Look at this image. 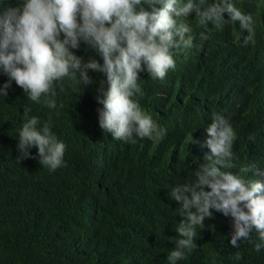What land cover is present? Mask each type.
I'll list each match as a JSON object with an SVG mask.
<instances>
[{
  "label": "clouds",
  "instance_id": "clouds-1",
  "mask_svg": "<svg viewBox=\"0 0 264 264\" xmlns=\"http://www.w3.org/2000/svg\"><path fill=\"white\" fill-rule=\"evenodd\" d=\"M0 74V97L15 83L50 109L65 77L95 84L97 144L23 108L16 159L52 173L55 194L64 167L100 155L93 189L116 199L127 187L140 212L167 204L177 218L164 264L209 227L231 253L208 242V264L264 253V0H0ZM110 145L136 181L105 178ZM97 222L113 224L93 202L77 238Z\"/></svg>",
  "mask_w": 264,
  "mask_h": 264
},
{
  "label": "trees",
  "instance_id": "trees-1",
  "mask_svg": "<svg viewBox=\"0 0 264 264\" xmlns=\"http://www.w3.org/2000/svg\"><path fill=\"white\" fill-rule=\"evenodd\" d=\"M6 79L0 74V85ZM17 87L13 83L9 96L0 97V264H164L167 246L174 244L169 238L177 235L173 230L177 218L166 214L167 204L161 208L149 204L148 208L155 210L152 214L140 212L133 206L127 187L116 199L93 189L100 155L92 163L64 167L57 180L63 190L59 195L52 189V173L27 163V158L16 159V129L25 106L31 108L29 115L51 121L60 134L80 135L87 143L97 144L92 112L100 105L94 99L95 84L86 88L78 78L65 77L57 85V107L52 109L27 99ZM108 153L110 162L104 175L112 180V186L118 179L123 184L130 183L132 177L138 179L134 165L114 155L111 145ZM93 202L101 213H109L113 224L105 227L97 222L92 237L81 241L77 238L80 222ZM197 232V248L179 264H208L203 249L215 240L222 245L224 258L231 253L225 244L228 239L218 229ZM241 258L235 264H264V253L251 252Z\"/></svg>",
  "mask_w": 264,
  "mask_h": 264
}]
</instances>
